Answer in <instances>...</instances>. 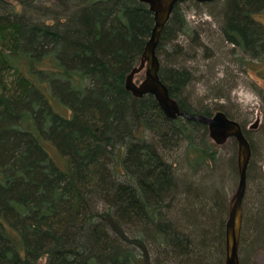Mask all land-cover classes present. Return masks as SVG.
Returning a JSON list of instances; mask_svg holds the SVG:
<instances>
[{
	"label": "trees",
	"instance_id": "obj_1",
	"mask_svg": "<svg viewBox=\"0 0 264 264\" xmlns=\"http://www.w3.org/2000/svg\"><path fill=\"white\" fill-rule=\"evenodd\" d=\"M35 1L0 0V264H226L225 187L179 181L170 160L183 149L192 171L222 167L208 127L170 119L154 96L126 89L155 25L149 6ZM206 9L253 69L264 63V0L177 4L161 35L171 98L185 115L212 117L189 96L197 78L186 66L203 47L187 11ZM214 111L240 123L252 148L248 183L264 182L249 131ZM228 166L233 178L225 166L221 181L238 183V163ZM257 197L249 219L244 201L241 264L264 243Z\"/></svg>",
	"mask_w": 264,
	"mask_h": 264
},
{
	"label": "rangeland",
	"instance_id": "obj_2",
	"mask_svg": "<svg viewBox=\"0 0 264 264\" xmlns=\"http://www.w3.org/2000/svg\"><path fill=\"white\" fill-rule=\"evenodd\" d=\"M35 2H38L36 6L57 8L54 0H36ZM187 17L193 28L198 30L203 44L202 49L198 50L196 60H191L192 62L189 61L186 64L197 78L188 90L189 96L191 95L193 101L197 102L196 105L200 108L212 110L213 116L218 112L214 111V107H222L241 121L249 131L255 145V168L257 172L260 169L264 176V103L262 101L264 97V63L256 64L253 69L246 68L247 60H244L245 64L241 62L239 58L245 59L242 57L243 55L225 44L217 22L207 13V9L203 13L189 10ZM258 19L264 24V14L259 15ZM134 82L140 84L142 79L135 77ZM209 141H212L210 137ZM217 150L220 154L222 167L220 165L214 167L207 165L199 171H192L189 162L183 160V149L173 152L170 155L171 158L168 156L167 158L181 163L180 165L178 162V167L175 168L179 181L186 179L194 185L199 184V186L206 188L211 186L225 187L229 205L237 190L238 183H235L233 179L226 184L222 181L231 174L228 163L233 160L237 162L238 144L234 139H230L224 145H217ZM221 169L224 170L226 176L223 175ZM231 177L233 178L232 174ZM221 179L223 180L221 181ZM258 195L264 197V182L248 183L246 193L248 219L254 213L257 202L261 200L257 197ZM181 199L183 198L181 197L179 200ZM241 259H243L242 256ZM244 264H264V243L249 257H244Z\"/></svg>",
	"mask_w": 264,
	"mask_h": 264
},
{
	"label": "water",
	"instance_id": "obj_3",
	"mask_svg": "<svg viewBox=\"0 0 264 264\" xmlns=\"http://www.w3.org/2000/svg\"><path fill=\"white\" fill-rule=\"evenodd\" d=\"M149 6L154 15L155 25L150 40L148 41L141 64L134 69L126 80V89L136 98L152 95L158 102L160 109L170 119L185 117L206 125L209 129L210 139L218 146L224 145L230 139L238 144V187L229 202L228 220L226 223V264L240 263L241 235L244 224V201L248 189V169L252 160V148L242 126L230 119L226 113L219 111L212 117L202 115H185L170 96L168 87L160 78L161 63L157 56V48L161 35L168 24L177 4L191 0H139ZM200 3L215 0H195ZM141 72L145 78L140 84L134 82L135 76Z\"/></svg>",
	"mask_w": 264,
	"mask_h": 264
}]
</instances>
